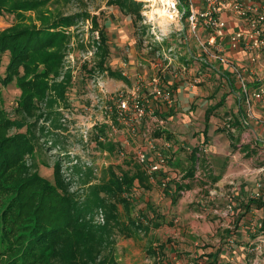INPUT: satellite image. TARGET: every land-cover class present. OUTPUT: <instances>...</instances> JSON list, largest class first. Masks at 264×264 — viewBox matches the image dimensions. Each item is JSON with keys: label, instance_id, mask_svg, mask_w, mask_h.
Listing matches in <instances>:
<instances>
[{"label": "rangeland", "instance_id": "374dc122", "mask_svg": "<svg viewBox=\"0 0 264 264\" xmlns=\"http://www.w3.org/2000/svg\"><path fill=\"white\" fill-rule=\"evenodd\" d=\"M141 1L144 3L143 19L137 24L133 16L124 14L108 0H49L43 4L45 12H59L64 16L90 15L77 17L69 25L62 26L68 40L63 50L61 74L51 79L63 81L69 73L71 86L67 90V102L49 93L43 99L35 97L34 109L25 110L23 91L17 80L0 82V109L16 122L8 133L26 131L28 126L37 136L36 150L33 155L26 156L27 164L52 182L55 166L60 164L63 178L71 182L72 192L81 199L88 195L92 186L103 184L109 178L110 167L128 169L129 162L138 163L132 147H137L139 135L118 120L116 108L111 111L114 96L131 89L140 75L149 81L158 74L163 84H167L170 71L181 76V72L193 67L183 63V57L199 56L201 60L193 62L194 68L196 64L204 69L223 67L220 60L210 57L209 53L214 51L212 45L206 43L207 51L201 47L185 17L182 19L181 14L174 18L161 16L153 11L151 0ZM155 7L162 6L157 2ZM22 14L25 22L41 24L37 10ZM19 18L10 13L0 14V31L18 22ZM101 30L110 48L106 65L116 75L99 69ZM200 34L206 42L209 33L202 28ZM8 63L9 52L3 56L1 74H5ZM151 90L148 86L144 93L149 94ZM49 100H53V105ZM113 144L118 146L111 149ZM165 193L163 188L152 192L151 187L136 191L131 218H139L142 229L130 236L113 234L102 257L111 254L115 264H207L205 254L219 250V264H245L243 256L224 253L223 247L216 249L214 237L187 232L194 223L188 217L190 211L202 213V209L197 203H180L177 196L172 201ZM119 207L124 215L123 206ZM123 215L125 223L127 218ZM95 220L105 222L103 215L96 216ZM147 222L148 228L145 227ZM153 222L158 225H152ZM179 229L181 233L178 234Z\"/></svg>", "mask_w": 264, "mask_h": 264}, {"label": "trees", "instance_id": "16d2710c", "mask_svg": "<svg viewBox=\"0 0 264 264\" xmlns=\"http://www.w3.org/2000/svg\"><path fill=\"white\" fill-rule=\"evenodd\" d=\"M47 1L0 0V14L20 17L18 22L0 31V70L3 56L9 52V63L5 74L0 72V82L17 80L23 91L25 110L34 109L35 97L43 99L49 93L67 102V90L71 86L69 73L63 81L51 79L61 74L63 50L68 40L62 26L77 17L90 16L89 13L64 16L59 12H45L43 4ZM108 1L124 14L133 16L135 24L142 21L144 3L141 0ZM27 10L38 11L40 25L23 20L22 13ZM99 43V69L116 75L106 65L110 48L103 30ZM49 104L53 105V100ZM212 110H207V121ZM14 126L15 120L0 109V264H115L111 254L102 257L103 249L109 246L113 234L130 236L142 229L140 219L131 218V211L135 207L136 191L152 188L148 172L136 162H129L128 169L110 167L109 178L103 184L92 186L81 199L72 192L71 182L63 178L60 164L55 166L54 182L27 164L26 156L36 150L37 136L28 126L26 131L10 135L9 129ZM230 138L233 139L232 135ZM113 145L111 149L118 146ZM194 169L188 175L193 176ZM181 189L178 185L177 196ZM120 205L127 218L125 223ZM98 215H103L105 222L96 221ZM219 254V250L205 254L207 264H219Z\"/></svg>", "mask_w": 264, "mask_h": 264}, {"label": "crops", "instance_id": "0c3cea01", "mask_svg": "<svg viewBox=\"0 0 264 264\" xmlns=\"http://www.w3.org/2000/svg\"><path fill=\"white\" fill-rule=\"evenodd\" d=\"M224 17L230 30L244 27L229 11ZM224 53L249 68L247 77L252 87L264 85V57L252 63L248 52L229 47L228 38ZM199 60V56L183 57V63L193 67L181 76L170 71L167 84L174 90L177 112L153 134L159 148L167 139L173 142L171 148H162L173 173L165 195L173 201L181 185L177 196L180 203H197L202 209V213L190 211L188 217L194 223L187 232L214 237L216 249L223 247L224 253L243 256L245 264H264V105L256 101L248 110L231 70L227 66L204 69L198 64L194 68L193 62ZM140 145L138 142L132 151L135 153ZM142 147L153 157L147 141ZM194 167V175H188ZM150 182L152 192L162 189L157 181ZM257 192L260 197H255Z\"/></svg>", "mask_w": 264, "mask_h": 264}, {"label": "built area", "instance_id": "2783aa9c", "mask_svg": "<svg viewBox=\"0 0 264 264\" xmlns=\"http://www.w3.org/2000/svg\"><path fill=\"white\" fill-rule=\"evenodd\" d=\"M177 0L175 10L182 19L185 17L191 30L198 38L201 47L207 51V44L212 45L210 52L213 60H220L238 79L242 98L251 110L254 102L264 105V85L252 87L247 77L248 67L230 59L224 53L226 38L229 47L233 50H244L249 53L252 63L261 62L264 57V2H248L246 0ZM229 11L244 27L235 30L229 29L228 20L224 12ZM209 33L206 42L202 39L200 29ZM147 83V84H146ZM151 87L149 94L144 89ZM111 111H117L120 122L126 123V128L133 134L139 135L141 147L135 151L134 158L148 172L150 178L157 181L164 190H170L173 179L172 169L168 168L165 149L173 146L172 140L163 142V150L158 147L153 134L164 127L168 116L177 110V100L174 90L168 84H163L160 75L155 74L146 81L138 76L137 83L127 91L121 92L112 98ZM164 112V114H163ZM147 141L152 152L143 148ZM143 144V145H142ZM128 152V151H127ZM159 176V177H158ZM137 189V188H136ZM260 192L255 197H260ZM264 242V236L261 239Z\"/></svg>", "mask_w": 264, "mask_h": 264}, {"label": "clouds", "instance_id": "9594fccd", "mask_svg": "<svg viewBox=\"0 0 264 264\" xmlns=\"http://www.w3.org/2000/svg\"><path fill=\"white\" fill-rule=\"evenodd\" d=\"M162 6L161 8L157 9L155 7L156 3ZM153 11L159 13L161 16H168L169 18H174L178 15V12L175 10V4L177 0H151ZM171 8L172 12H169L168 9Z\"/></svg>", "mask_w": 264, "mask_h": 264}]
</instances>
